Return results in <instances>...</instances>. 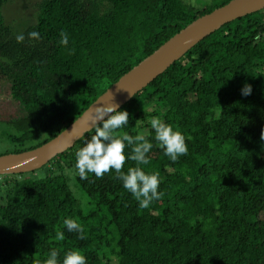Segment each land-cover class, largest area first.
<instances>
[{
	"label": "trees",
	"instance_id": "trees-1",
	"mask_svg": "<svg viewBox=\"0 0 264 264\" xmlns=\"http://www.w3.org/2000/svg\"><path fill=\"white\" fill-rule=\"evenodd\" d=\"M203 1L39 0L21 30L6 25L0 9V77L21 110L3 123L10 149L0 155L53 138L123 73L229 0ZM33 31L39 40L29 38ZM117 111L129 113L117 134L152 143L149 164L139 166L159 172L162 198L141 209L114 170L80 179L76 153L94 126L38 168L42 176L0 175V264H44L52 249L59 264L75 250L86 264H264V9L204 36ZM153 117L184 135L186 155L173 162L164 154ZM136 166L129 158L122 171ZM68 218L84 239L67 230Z\"/></svg>",
	"mask_w": 264,
	"mask_h": 264
},
{
	"label": "clouds",
	"instance_id": "clouds-1",
	"mask_svg": "<svg viewBox=\"0 0 264 264\" xmlns=\"http://www.w3.org/2000/svg\"><path fill=\"white\" fill-rule=\"evenodd\" d=\"M191 7H197L191 2ZM31 39H40L38 32L28 33ZM59 43L67 46L68 35L61 30ZM23 34L17 35V42H23ZM251 85L245 84L242 88V95H250ZM107 117V118H105ZM129 113L127 111H117L115 104H106L97 106L94 109V115L91 117V124L95 127V134L90 140L84 143L76 153L75 168L80 179H87L89 173H93L97 178L103 177L104 174L114 170L116 178L122 181L124 189L132 194L138 201L141 209H146L154 200H159L164 195L158 191L161 183L158 171L146 173L139 165H147L150 160L148 153L153 145L145 135L139 134L135 137L127 133L117 134V130L128 125ZM99 122V123H98ZM151 129L154 130L155 140L159 142L164 149V154L175 162L180 156L186 155L188 147L184 135L173 129L160 117H153L150 120ZM262 139L264 137L261 136ZM133 146L131 156L125 155V148ZM136 163V167H130L127 172L122 169L127 159ZM64 225L69 232H77L79 239H84V229L75 219H65ZM55 239L63 241L65 239L62 231H57ZM59 251L52 249L44 264H59ZM62 264H86V258L80 251H69L65 254Z\"/></svg>",
	"mask_w": 264,
	"mask_h": 264
},
{
	"label": "water",
	"instance_id": "water-1",
	"mask_svg": "<svg viewBox=\"0 0 264 264\" xmlns=\"http://www.w3.org/2000/svg\"><path fill=\"white\" fill-rule=\"evenodd\" d=\"M261 9H264V0H229L226 4L195 18L123 73L53 138L29 150L0 155V175L24 173L40 168L49 159L70 148L77 139L94 127L91 117L97 106L115 104L118 109L204 36L235 18Z\"/></svg>",
	"mask_w": 264,
	"mask_h": 264
},
{
	"label": "rangeland",
	"instance_id": "rangeland-1",
	"mask_svg": "<svg viewBox=\"0 0 264 264\" xmlns=\"http://www.w3.org/2000/svg\"><path fill=\"white\" fill-rule=\"evenodd\" d=\"M39 0H5L1 5V14L3 17V22L15 30H21L31 22L35 12V5ZM196 5H200L203 0H191ZM9 83L7 80L0 77V130L4 127L3 123H7L11 119H15L20 116V104L15 100H12L9 97ZM150 108V107H149ZM1 132V131H0ZM10 145L6 141L4 135H0V153L9 150ZM63 165L62 173L69 178H72V169L68 167H64ZM43 170L37 169L35 171V175L42 176ZM31 176V174H28ZM68 185L71 189H73L72 181L68 182ZM74 191L77 197H80L79 191ZM82 196V195H81Z\"/></svg>",
	"mask_w": 264,
	"mask_h": 264
}]
</instances>
